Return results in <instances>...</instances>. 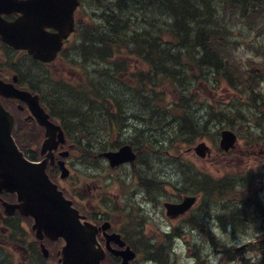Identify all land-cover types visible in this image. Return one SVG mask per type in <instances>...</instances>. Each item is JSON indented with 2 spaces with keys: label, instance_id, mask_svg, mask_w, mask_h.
<instances>
[{
  "label": "rangeland",
  "instance_id": "1",
  "mask_svg": "<svg viewBox=\"0 0 264 264\" xmlns=\"http://www.w3.org/2000/svg\"><path fill=\"white\" fill-rule=\"evenodd\" d=\"M80 1L76 30L56 59L40 64L17 53L16 73L32 76L70 133L61 150L74 152L68 165L65 157L61 160L71 176L61 178L60 166L56 181L70 197H78L81 213L123 235L137 253L133 264H183L188 258L196 264H253L245 253H260L238 234L255 229L260 233L256 242L264 240V30L252 31L241 18H230L235 29L228 40L238 45L234 55L246 70L234 75L241 82L236 89L197 62L183 66L177 81L164 72L174 69L176 53L189 62L188 51L172 46L173 17L160 12L159 0L155 5L150 0L157 11L148 0ZM143 43L155 44L152 62L143 51L152 53V48ZM194 72L203 76L193 80ZM249 82L256 99L244 89ZM101 90L116 94L120 107L105 104ZM183 115L197 126L186 127ZM223 129L238 136L227 152L220 148ZM28 136L41 146L42 138ZM202 141L212 149L205 158L187 151ZM123 144L138 154L134 167L111 168L106 159L90 157ZM186 194L197 196L195 206L170 219L164 202L179 203ZM31 223L24 219L23 228L1 230L0 264H59L60 244L48 240L51 255L43 256ZM260 258L255 264H261ZM122 260L111 254L105 264Z\"/></svg>",
  "mask_w": 264,
  "mask_h": 264
},
{
  "label": "water",
  "instance_id": "2",
  "mask_svg": "<svg viewBox=\"0 0 264 264\" xmlns=\"http://www.w3.org/2000/svg\"><path fill=\"white\" fill-rule=\"evenodd\" d=\"M79 4V0H0V35L4 41L28 50L37 59L53 61L61 50L63 41L74 30V12ZM13 12L21 13L14 21H6L1 16L3 13ZM0 92L11 98L33 101L31 109L35 113L41 112L36 115L46 127L47 138L42 149L49 151L46 159L40 163L30 162L23 156L12 137L14 119L0 101V192L13 191L19 198L18 204L4 201L6 212L13 213L19 209L23 215L33 216V230L39 239L44 236L53 240L62 238L64 245L59 251L61 264H102L106 251L97 240L99 228L85 220V216L80 214L46 172L48 160L54 157L56 145L66 143L63 131L46 118L38 104V96L29 91H24V94L16 93L13 87L10 92L0 88ZM236 142L237 134L233 130H222L221 149L227 152L235 147ZM192 150L201 158L212 152L204 141L187 151ZM99 155L107 158L111 167L123 163L134 164L137 159L130 144H124L118 150L103 151ZM60 164L64 170L61 176L65 178L69 172L63 167V162ZM196 201V195H185L179 203L165 201L166 215L170 219L185 215ZM107 228L108 224L102 226L103 230ZM106 236L108 243L113 239L120 246L125 245L120 234ZM110 249L123 258L121 264H132L131 261L136 257V252L130 246L124 250ZM42 251L47 257L49 251L45 245L42 246Z\"/></svg>",
  "mask_w": 264,
  "mask_h": 264
},
{
  "label": "trees",
  "instance_id": "3",
  "mask_svg": "<svg viewBox=\"0 0 264 264\" xmlns=\"http://www.w3.org/2000/svg\"><path fill=\"white\" fill-rule=\"evenodd\" d=\"M152 2L154 5L156 4V0H152ZM159 2L162 5L160 12H167L173 17L169 35H172L176 42L172 46L178 50L187 48L189 60L188 62L180 53H176L173 60L176 69L175 67L174 69L167 68L164 73H167V76L173 78V80L178 78L177 81H179L183 66L187 68L188 63L197 62L199 67H207L209 71L212 70L215 78L219 77L222 82H227L230 87L236 89L240 86L241 82H237L234 75L240 76L238 71L242 73L246 70H242L238 64L241 60L237 62L234 55V52H237L238 45L228 40L235 29L230 18L235 15L237 18H241L245 22L244 26L250 30L253 31L256 27L259 28L258 32H262L261 29L264 30V0H159ZM147 3L148 7L157 11L150 0ZM219 6L223 7L222 11H220ZM234 24H237V22ZM143 44L152 48V53H147L146 47L143 49L146 58L152 62L150 55L155 51L153 49L155 44ZM169 49L161 50V54L169 52ZM198 52L200 53L199 57H197ZM161 61L164 64V61ZM195 72L193 80L203 76V73H200L201 77H197ZM246 79L250 81L249 77ZM186 89L188 88L183 90ZM244 89L254 96L253 99L255 98L257 90L252 82H249ZM99 94L104 98L105 104L113 100L121 101L120 98H116V94H113L112 97L107 96L104 90L99 91ZM183 99L185 100V97ZM89 103L94 102L89 100ZM108 108L110 110L111 106L108 105ZM183 117L186 127L192 125L194 129L197 126L193 118L186 115H183ZM251 245L252 248L255 247V250L259 251L260 263L264 264V240H258Z\"/></svg>",
  "mask_w": 264,
  "mask_h": 264
},
{
  "label": "flooded vegetation",
  "instance_id": "4",
  "mask_svg": "<svg viewBox=\"0 0 264 264\" xmlns=\"http://www.w3.org/2000/svg\"><path fill=\"white\" fill-rule=\"evenodd\" d=\"M1 16L6 21L11 22V21L16 20L17 17L20 16V13H17V12H13L11 14L3 13ZM75 19H76V17H75ZM77 23H78V21L76 19V26H77ZM0 45L2 46V49L0 48V51H1V54H0V88H2L5 92H7V91L10 92L11 88L13 87V89H15L16 93H23L24 94V91L25 92L29 91L33 95L38 96V99H39L38 104L40 105V108L44 112L46 118L49 119L54 124L58 125L60 127V129L63 131L65 139L68 140L70 138V133H69L68 128L64 125V123L61 119H57L54 117L52 111L50 110L48 105L44 102V99H43L41 92L38 90V88H36L33 85L32 76L31 75L29 76L27 73H25V75H21V74L16 73L17 53L28 54L31 58H35V57L32 54H30L27 50H24L23 48H17L14 45L4 41L2 39L1 35H0ZM63 45H64V47L60 52L64 51L66 42H64ZM60 52L58 53V55L60 54ZM35 59L37 61H39L40 64L50 63V62L42 61V60L37 59V58H35ZM26 67L29 70H32L28 66H26ZM109 96L112 97V95H109ZM0 101L3 104L4 108L6 109V111H8L14 119V127L12 130V137H13L16 145L18 146V148L22 151L23 156L28 161L33 162V163L43 162L46 159L47 155L49 154V151L48 150L43 151V149H42V144L45 141V139L47 138V135H46V127L39 122L37 115H36V113H41V112L36 111V113H35L31 109L33 101L30 102L26 99H21L18 97L11 98L10 96H6L1 92H0ZM111 102H112V107H114V109L120 107V105L116 106V102H118V101L113 100ZM106 104H107V102H106ZM111 116H113L112 113H111ZM30 133H33L34 135H36V138H42L43 139L41 146L32 144V141H28V138H29L28 135ZM57 134L59 135V132H57ZM56 139L59 140V137H57ZM63 144L64 143H61V144L58 143L56 145L57 148L54 149V151H53L54 157L52 159L48 160L47 168H46L47 175L50 177V179L54 183H56L58 185L59 189H61L63 191L66 198L70 199L72 201L73 206L79 210L80 214L84 215L88 221L92 222L93 224H95L99 228L97 240H98V243L100 244V246L106 251L105 258L102 260V264L106 263L107 259H109V256L111 254L114 255L115 258L119 259L121 257L119 255H116L115 253H113V251L110 248L116 249V250H124L128 246V244L126 243V245L124 247H121L118 243H117V245H115L114 244L115 241L113 239H111L108 243V239H107L106 234L107 235L114 234V233L117 234L118 232L112 231V228H110V227L107 230H103L102 226L105 223H103L101 225L99 222H97L95 220L94 215H92V214L85 215V214L81 213L80 209H82V207L80 205L81 203H80V200L78 199V197L77 196H75V197L71 196L70 197V195L65 193V191L63 190V187L56 181L58 178L55 174V171H58V168H60V166H61L60 163L64 162L61 160V157L66 158L65 162L67 164V161H66L67 158L72 156L73 152H74V149L61 150L62 147L64 146ZM101 152L102 151H100L98 153L92 152L90 154V157L92 158V160L101 158V159H106L108 161L107 158L100 157L99 154ZM137 159H138V154H137ZM125 164H130V163H124V164H121L117 167H120V166L125 165ZM109 165L111 167L110 163H109ZM130 165L132 167L135 166V164H130ZM117 167H111V168H117ZM61 169H62V167H61ZM70 176H71V174H70ZM69 177H67V178H69ZM61 178H62V176H61ZM79 190H81V188H79ZM76 194L79 197H81L78 190H76ZM4 201L7 203H10V204H18L19 203L18 194L16 192H13V191H2V192H0V232H1V230H4L6 232H11L12 230H17L19 226L21 228H23L22 222L24 221V219L32 222L30 229H31V231H34L33 230L34 217L31 215H23L19 209H16L13 213H7L6 208L4 206ZM1 222H3V225L1 224ZM5 223H6V225H5ZM12 227H16V228L11 229ZM24 229L27 233L26 228H24ZM34 233L36 236L35 231H34ZM118 234H120V233H118ZM120 235H121V238L124 240L123 235L122 234H120ZM36 238L39 241L41 251H42L43 245H45L46 248L48 249L49 252H48L47 257L42 252L43 256H45L46 258L50 257V255H51L50 249L47 247L48 240H50L52 242H58L60 244L59 249L57 248V255H58V262H59V264H61L59 261V259H60L59 251L62 249V247L64 245V240L62 238L57 239V240H53L47 236H44L43 239H39L37 236H36ZM108 245L110 248L108 247ZM27 250H28L27 248H24L25 254L28 253Z\"/></svg>",
  "mask_w": 264,
  "mask_h": 264
},
{
  "label": "clouds",
  "instance_id": "5",
  "mask_svg": "<svg viewBox=\"0 0 264 264\" xmlns=\"http://www.w3.org/2000/svg\"><path fill=\"white\" fill-rule=\"evenodd\" d=\"M240 235L241 238V242L245 245L248 244H253L256 242V239L259 237L260 233L256 232L255 229H253L250 233H248L247 235ZM184 255V254H183ZM246 256H251L252 260H253V264H255V261L260 258L259 256L255 255L251 250H248L245 253ZM183 264H196V261L194 258H188L186 260L183 261ZM211 264H215V261L212 260Z\"/></svg>",
  "mask_w": 264,
  "mask_h": 264
}]
</instances>
